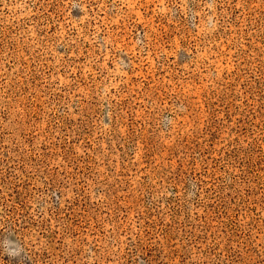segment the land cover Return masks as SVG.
I'll use <instances>...</instances> for the list:
<instances>
[{"label": "rangeland", "instance_id": "obj_1", "mask_svg": "<svg viewBox=\"0 0 264 264\" xmlns=\"http://www.w3.org/2000/svg\"><path fill=\"white\" fill-rule=\"evenodd\" d=\"M0 264H264V0H0Z\"/></svg>", "mask_w": 264, "mask_h": 264}]
</instances>
